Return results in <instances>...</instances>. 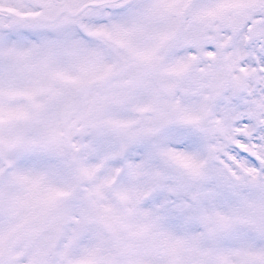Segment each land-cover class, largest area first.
Masks as SVG:
<instances>
[{
	"label": "snow or ice",
	"instance_id": "snow-or-ice-1",
	"mask_svg": "<svg viewBox=\"0 0 264 264\" xmlns=\"http://www.w3.org/2000/svg\"><path fill=\"white\" fill-rule=\"evenodd\" d=\"M0 264H264V0H0Z\"/></svg>",
	"mask_w": 264,
	"mask_h": 264
}]
</instances>
